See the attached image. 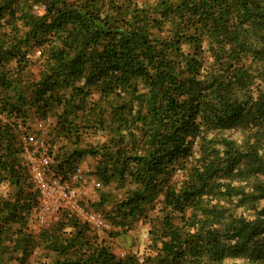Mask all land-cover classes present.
<instances>
[{"label":"trees","instance_id":"obj_1","mask_svg":"<svg viewBox=\"0 0 264 264\" xmlns=\"http://www.w3.org/2000/svg\"><path fill=\"white\" fill-rule=\"evenodd\" d=\"M50 117L72 144L50 152L55 176L97 159L89 209L109 238L148 220L146 253H115L68 210L31 227L24 138ZM5 182L0 264H264V0H0Z\"/></svg>","mask_w":264,"mask_h":264},{"label":"rangeland","instance_id":"obj_2","mask_svg":"<svg viewBox=\"0 0 264 264\" xmlns=\"http://www.w3.org/2000/svg\"><path fill=\"white\" fill-rule=\"evenodd\" d=\"M36 12L38 14L43 13V7L39 6L36 7ZM99 96V95H97ZM85 123L80 122V124ZM53 125H54V119L52 117L46 119V120H38L34 119L29 121L28 123V134L34 135L35 139L37 141V145L35 144H26V147L32 151H37L36 156L39 157L41 155L42 149L45 148L49 154L51 151H53V155L55 154H62L66 148L72 149V144L68 143L66 140L60 138L55 139L53 137ZM225 135L231 136L232 138L239 139L241 138V135L238 134L236 131H226ZM103 137L101 135H98L95 137V141L97 143H103ZM88 140H85L83 144L87 143ZM94 142V144H97ZM43 144V145H42ZM23 165L27 169V162L28 157L26 155V152L22 154L21 156ZM52 159V157H51ZM97 163V159L92 158L91 156L85 157L82 162L81 166H83L85 169L93 170L94 166ZM28 171V169H27ZM92 173V172H91ZM90 172H86L84 175V179L82 181L83 188H82V200L83 204H85L88 208H90L91 201L97 200L98 193L101 190L102 187H96V185L93 183V180L95 179ZM29 181L32 185V189H34L33 182L31 180V176L29 174ZM85 181V182H84ZM115 186V185H113ZM13 191V188L10 187L8 182L0 184V196L8 197L9 194H11ZM112 193V199H119L122 197V191L111 189ZM162 198H160L161 200ZM262 206V205H260ZM161 208V205L158 204L157 208L150 212V217L155 218L156 216H161V212L159 211ZM249 214H253V211H249ZM37 215V214H36ZM36 215H33L28 218L29 223L33 229H38L37 222H36ZM157 222V220L155 221ZM150 229V222L148 220L140 221L137 223L129 232L123 233L121 236H114L113 238H107L108 244L111 247V249L117 253V254H124L125 252H139L140 255L147 252L148 244L150 241H148V230ZM41 251V250H40ZM38 251V252H40ZM37 252V253H38ZM36 253V254H37ZM42 253V251H41ZM155 254V253H154ZM52 260L51 258H43L41 263L38 264H51ZM222 264H247V262L243 259H226Z\"/></svg>","mask_w":264,"mask_h":264},{"label":"built area","instance_id":"obj_3","mask_svg":"<svg viewBox=\"0 0 264 264\" xmlns=\"http://www.w3.org/2000/svg\"><path fill=\"white\" fill-rule=\"evenodd\" d=\"M24 141L29 145H37L34 135L29 134L24 138ZM25 152L28 157L27 165L31 180L40 199L36 215L38 228L46 225L60 211L68 210L78 219L89 224L99 236L108 238L110 232L120 231L106 219L103 213L93 211L83 204L82 181L85 180L84 175L86 172L91 173L92 170L85 169L80 165L77 171L70 175L68 180L62 181L52 171V159L45 148L42 149L39 157L35 155L36 150L30 152L28 147H26ZM93 183L96 187H101V184L96 179L93 180Z\"/></svg>","mask_w":264,"mask_h":264}]
</instances>
